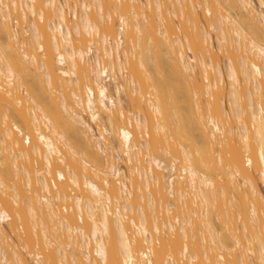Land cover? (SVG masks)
Wrapping results in <instances>:
<instances>
[{
  "label": "bare ground",
  "instance_id": "bare-ground-1",
  "mask_svg": "<svg viewBox=\"0 0 264 264\" xmlns=\"http://www.w3.org/2000/svg\"><path fill=\"white\" fill-rule=\"evenodd\" d=\"M262 186L264 0H0V264H264Z\"/></svg>",
  "mask_w": 264,
  "mask_h": 264
},
{
  "label": "rangeland",
  "instance_id": "rangeland-1",
  "mask_svg": "<svg viewBox=\"0 0 264 264\" xmlns=\"http://www.w3.org/2000/svg\"><path fill=\"white\" fill-rule=\"evenodd\" d=\"M115 18H116V15L114 16ZM175 18V17H174ZM175 20L177 21V19L175 18ZM115 22L117 23V19L115 20ZM117 27V26H116ZM181 34V33H180ZM225 58V57H224ZM224 58H223V56L221 57V59H223V60H221V61H223V62H221L222 63V65H223V67L225 68V63H224ZM224 101H225V104L224 105H227L228 103H226V102H228V100H227V98H225L224 99ZM182 102H180V104H181ZM223 105V106H224ZM228 106V105H227ZM227 106H225V108L227 107ZM21 139H22V137H21ZM164 154V153H163ZM166 155V154H165ZM169 157V156H168ZM41 166V165H40ZM49 178V177H48ZM262 192L264 193V187L262 186ZM6 227H7V229L9 228L7 225H6ZM23 229V228H22ZM21 231V228L19 229V232ZM20 234L22 235V237L20 236L19 237V239H18V237H16V236H14V235H12V240L15 242H17V244L19 245V250H22L21 249V247H22V244H23V246L25 245L26 246V251L28 250L29 252H32V251H34V249L36 248V246H35V248L33 247V246H31V247H33L32 248V250H31V248H28L29 246H27L24 242H25V240H23L22 241V239H23V237H25V236H23L24 235V232H20ZM17 238V239H16ZM19 240V241H18ZM20 241H22V243L20 242ZM13 242V243H14ZM16 242H15V244H16ZM17 245V246H18ZM28 248V249H27ZM39 248H37V250H38ZM24 254L25 255H27V257H28V254H27V252H24ZM30 259V258H29ZM30 261V260H29Z\"/></svg>",
  "mask_w": 264,
  "mask_h": 264
},
{
  "label": "built area",
  "instance_id": "built-area-1",
  "mask_svg": "<svg viewBox=\"0 0 264 264\" xmlns=\"http://www.w3.org/2000/svg\"><path fill=\"white\" fill-rule=\"evenodd\" d=\"M25 143L28 144V142H25ZM51 184H52L53 187H56V186H55V183H54L53 180H51ZM62 210H63V211H66L65 208H62ZM22 251L25 252L26 250H24V249L22 248ZM33 253H34V252H33ZM30 257L33 258L34 256H30Z\"/></svg>",
  "mask_w": 264,
  "mask_h": 264
}]
</instances>
